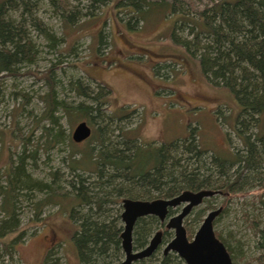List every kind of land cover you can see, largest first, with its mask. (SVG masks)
<instances>
[{
  "label": "trees",
  "instance_id": "trees-1",
  "mask_svg": "<svg viewBox=\"0 0 264 264\" xmlns=\"http://www.w3.org/2000/svg\"><path fill=\"white\" fill-rule=\"evenodd\" d=\"M39 1L0 0V75L15 76L22 66L35 63L41 52L32 35L36 32L44 39L46 47L56 51L58 56V62L42 74L47 92L41 97L43 108L38 116L41 133L37 149L49 150L69 139L61 124L62 116L70 125L78 121L86 123L90 135L84 140L87 143L78 158L79 150L72 147L77 143L69 142V178L52 172L47 182L32 179L27 171L28 159L34 155H27L28 139H22L21 154L5 170V181L0 186V209L4 215L0 218L1 252L11 257L16 244L23 238L25 233L18 232L16 204L19 199L31 201L34 193L46 195L35 203L34 223H40L46 206H57L56 197L71 196L76 200L69 218L77 226L72 237L77 264H119L123 260L120 240L123 199H169L184 190L205 189L222 193L229 200L256 185L264 190V0H214L202 11L194 10L189 0H172L161 8L164 17L170 16L173 21L171 41L196 59L208 82L229 90L239 106L233 132L240 149L226 157L213 153L208 157L209 151L198 145L195 128H191L189 136L181 141L143 146L115 126L112 116L103 115V106L107 105L110 95L105 86L100 85L99 93L93 96L80 79L68 78L67 89L63 90L62 81L53 71L62 64L64 54L58 47L65 40L56 37L37 17ZM48 2L61 19L71 16L64 0ZM138 4L133 2L132 9L127 10L136 13L132 18L143 22ZM145 4L148 9L158 5ZM182 6L194 16L189 18L190 14ZM72 25L69 22L67 26ZM184 25L190 27L187 37L182 38L178 32L184 34ZM99 36L98 42L102 43ZM67 92L88 103L75 104L67 100L64 97ZM110 126L114 127L109 129ZM227 142L229 145L228 139ZM258 207L264 223L262 197H259ZM206 210L193 209L190 223L188 217L184 219L188 239L198 229ZM177 212L178 209L169 210V216ZM255 227L261 240L258 247L264 252V226L262 229ZM158 230L163 233L162 245L172 239V231L166 230L156 217L139 219L132 231L133 249L144 248ZM13 234L16 236L7 240ZM215 235L232 259L227 242L218 233ZM41 264H59L54 248L47 251ZM133 264L184 263L174 253L163 255L161 247L151 257Z\"/></svg>",
  "mask_w": 264,
  "mask_h": 264
},
{
  "label": "rangeland",
  "instance_id": "rangeland-1",
  "mask_svg": "<svg viewBox=\"0 0 264 264\" xmlns=\"http://www.w3.org/2000/svg\"><path fill=\"white\" fill-rule=\"evenodd\" d=\"M64 1L71 14L66 17L67 21L53 12L48 0H40L37 11L41 22L56 37L65 40L58 47L64 54L60 61L62 64L53 71L62 81L63 90L67 89L68 78L80 79L93 96L99 93L100 85L105 86L110 95L107 105L103 106V115L112 116L115 126L143 146L181 141L189 136L191 128H195L198 145L209 151L208 157L210 153L226 157L240 149L233 132L239 111L234 96L226 88L208 82L196 59L171 41L173 21L170 16L164 17L161 8L162 4H169L172 0ZM189 1L194 10L202 11L214 0ZM133 2L141 4L137 7L142 11L143 22L132 18L136 14L129 10ZM145 2L157 3L154 6L158 9H148ZM182 7L190 14L189 18L194 16ZM69 22L73 25L67 26ZM184 26V34L178 32L182 38L187 37L190 27ZM32 35L41 50L35 63L22 66L15 76L0 75V186L5 181V170L21 154L22 139H28L27 155H34L26 166L32 179L47 182L52 172L69 178V142L77 125L82 122L70 125L62 116L61 124L69 139L49 150L37 149L41 133L38 116L43 108L41 97L47 92L42 74L58 62V56L56 51L46 47V42L36 32ZM99 35L102 43L98 42ZM71 47L73 51L68 52ZM64 97L75 104L88 103L69 92ZM106 121L109 122L108 119ZM75 143L71 145L79 150L78 158L87 141ZM244 192L233 195L229 200L223 195L213 196L195 210L206 208V215L211 210L222 208L213 230L230 247L233 264H264V252L258 247L261 240L255 227L262 229L264 226L258 207L259 197L264 199V190L256 185ZM45 196L34 193L31 201L18 200V232L25 234L11 257L0 251V264H41L52 248L59 264H77L72 239L77 226L69 218L76 200L71 196L56 197L57 206H46L40 223H34L35 203ZM191 213L187 216L189 223L193 216Z\"/></svg>",
  "mask_w": 264,
  "mask_h": 264
},
{
  "label": "water",
  "instance_id": "water-1",
  "mask_svg": "<svg viewBox=\"0 0 264 264\" xmlns=\"http://www.w3.org/2000/svg\"><path fill=\"white\" fill-rule=\"evenodd\" d=\"M89 134L86 124H80L74 131L73 138L82 140ZM219 194L211 190H184L169 199L154 200H122L120 220L122 232L120 234L123 260L119 264H133L151 257L162 247V254H176L184 264H233L224 244L216 237L213 224L221 214L222 208L207 212L193 237L188 239L183 225L184 219L193 209L200 206L204 200ZM180 208V209H179ZM179 211L169 216V210ZM153 216L164 223L166 230L173 233L172 239L162 245V231H156L148 244L134 250L132 246V231L135 223L144 217Z\"/></svg>",
  "mask_w": 264,
  "mask_h": 264
},
{
  "label": "bare ground",
  "instance_id": "bare-ground-1",
  "mask_svg": "<svg viewBox=\"0 0 264 264\" xmlns=\"http://www.w3.org/2000/svg\"><path fill=\"white\" fill-rule=\"evenodd\" d=\"M83 123H84V122H81L80 124H83ZM80 124H78L77 127H78ZM84 124H86V123H84ZM86 125H87V124H86ZM87 126H88V125H87ZM77 127H76V128H77ZM88 128H89V127H88ZM75 130H76V129H75ZM75 130H74V131H75ZM73 134H74V132H73ZM73 134H72V140H73V141H75V142L84 141V140H86V139L89 137V135H90V128H89V134H88V136H86V137H85L84 139H82V140H76V139H74V138H73ZM214 196H216V195H214ZM212 197H213V196H212ZM123 200H124V199H123ZM121 203H122V202H121ZM121 208H122V207H121ZM123 258H124V257H123Z\"/></svg>",
  "mask_w": 264,
  "mask_h": 264
},
{
  "label": "flooded vegetation",
  "instance_id": "flooded-vegetation-1",
  "mask_svg": "<svg viewBox=\"0 0 264 264\" xmlns=\"http://www.w3.org/2000/svg\"><path fill=\"white\" fill-rule=\"evenodd\" d=\"M220 195L222 194V193H219ZM179 211V210H178ZM184 222V221H183ZM226 248V247H225ZM232 260V259H231ZM232 263H233V261H232Z\"/></svg>",
  "mask_w": 264,
  "mask_h": 264
}]
</instances>
